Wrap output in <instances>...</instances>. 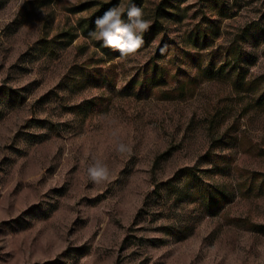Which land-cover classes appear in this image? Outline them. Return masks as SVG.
<instances>
[{
	"label": "rangeland",
	"instance_id": "1",
	"mask_svg": "<svg viewBox=\"0 0 264 264\" xmlns=\"http://www.w3.org/2000/svg\"><path fill=\"white\" fill-rule=\"evenodd\" d=\"M107 1L0 0V264H264L248 223L264 224V191L248 190L264 171V0H170L128 58L87 30ZM161 1L139 6L151 24ZM155 59L170 75L151 83ZM211 62L227 74L210 79ZM95 160L110 182L89 179Z\"/></svg>",
	"mask_w": 264,
	"mask_h": 264
},
{
	"label": "trees",
	"instance_id": "2",
	"mask_svg": "<svg viewBox=\"0 0 264 264\" xmlns=\"http://www.w3.org/2000/svg\"><path fill=\"white\" fill-rule=\"evenodd\" d=\"M141 2L142 0H129L128 1L124 9L125 10L124 15L122 16V19H124L125 22H127V15H126L127 9L131 7L132 5L139 7ZM118 4H119V0H110L107 2H101L99 4L98 9L94 11L92 15L86 19L87 30L88 31L94 30L96 26L95 20L98 17L103 16L104 13L108 9L112 7H117ZM170 6H171L170 0H162L160 2V4L158 5L156 9L155 19L153 23L151 24L149 30L142 34L143 40H144V44L142 48L149 46L152 40L163 30L164 25H163L162 19L164 17H167L173 14V12L168 9ZM166 46L167 45L164 42L159 47L158 53H157L159 59L163 58L164 56L168 54L169 47H166ZM107 49L108 47H103V50H107ZM161 49H165L163 54L161 53ZM234 51L235 52H233L232 54L231 50L229 49V53H228V59H229L228 64L229 66H231V72H232V74L229 73V75L234 77V80H236L235 81L236 87L246 89L251 86L252 81H247V80L237 81V78L241 77V72L239 71L238 65L242 63L243 58H242L241 51H236V50ZM153 63H154V66H153L154 75L151 74L149 76L148 79L150 80V82L152 83L154 81L162 80V79L165 80V78L170 75V71L166 69L165 67H163L162 65L158 64L156 59L153 61ZM210 64L212 65L208 66V71L206 72L207 75L210 77V79H220L227 74L226 73L227 63L221 64L219 67L214 66L213 62H211ZM108 80H110V78H108ZM192 80H193L192 78H187L185 81L180 82L176 89L167 90L166 95L168 96V98H177L178 96H186L187 92H189V90L192 89L193 87V83H191ZM143 85L146 88H149V89L152 88L149 82ZM12 92L15 93L16 91L12 90ZM176 93L179 95H176ZM257 102L260 103L261 105H264V92L259 95ZM193 171H194V166H191V167L188 166V167L182 168L178 174L181 175L183 173L184 175L189 176L194 173ZM204 190H205L204 200H205V203L208 204L209 207L216 208L223 204L224 199L226 198L224 192L220 194L218 192L216 193L215 191L209 190L207 188H205ZM248 190L264 191V171L263 172H260V171L252 172ZM248 223H249L250 228H263L264 229V224L254 223V222H251L250 220L248 221Z\"/></svg>",
	"mask_w": 264,
	"mask_h": 264
},
{
	"label": "clouds",
	"instance_id": "3",
	"mask_svg": "<svg viewBox=\"0 0 264 264\" xmlns=\"http://www.w3.org/2000/svg\"><path fill=\"white\" fill-rule=\"evenodd\" d=\"M122 7H112L103 16L95 20L96 28L89 35L103 42L104 47L112 48L120 53L122 58L135 56L143 47V33L149 30L151 22L144 18L141 8L132 5L127 9V22L122 19L124 15ZM165 49H161V53ZM130 148L124 143H118L116 151L119 153L130 152ZM89 179L95 184L111 181V172L106 164L95 160L88 168Z\"/></svg>",
	"mask_w": 264,
	"mask_h": 264
}]
</instances>
